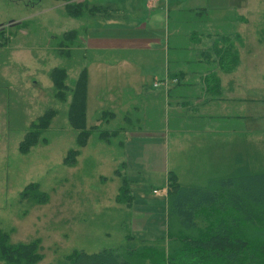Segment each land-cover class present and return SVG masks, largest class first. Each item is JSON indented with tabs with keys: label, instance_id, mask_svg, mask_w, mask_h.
<instances>
[{
	"label": "rangeland",
	"instance_id": "rangeland-1",
	"mask_svg": "<svg viewBox=\"0 0 264 264\" xmlns=\"http://www.w3.org/2000/svg\"><path fill=\"white\" fill-rule=\"evenodd\" d=\"M110 1L109 13L112 15L108 17L106 11L100 15L89 14V20L94 21L95 16L96 22L101 24L106 20L110 23L124 24L125 28L121 30L118 28L107 30L123 32L121 37L129 39L124 46L126 52L134 50L132 48L134 46L139 48L143 45L140 39H131L132 37H148L146 34L160 38V43L164 39L162 46H167L169 52L168 49L171 47L185 45L190 36L196 38V33L205 18L222 19V15H227L231 21L225 17L221 24L225 29L212 23L207 25L206 29L208 32L220 29L228 34L234 29L232 26H236L234 15L231 13L234 10L244 12L245 19L240 22L239 29L237 27L235 29L240 32L241 47L243 48L246 43L244 51L249 50L241 53L242 57L237 58L236 64L230 70L227 71L223 69L224 66H220L216 75L211 76L210 86L217 84L215 77L222 78L219 85L223 90L218 94H211L207 103L196 111L197 115H192L182 108L176 110V115L181 114L177 117L184 119L182 124L178 121L181 119L176 118L178 126L185 129L191 128L192 122L202 123L205 127L210 125L220 128L218 131L210 129L207 136L205 133L201 135L194 133L195 136H191L189 133L188 135L185 132H177V138L172 141L175 152L179 155H170L167 158V135L165 137L166 132L164 134L162 131L132 130L126 137L125 145L120 146L117 141L124 138L122 131L116 136L108 133L109 141L103 139L107 133L106 127L114 123L115 126H121L124 123L120 112L123 111L125 103H128L125 101L124 105L120 106L118 93L121 83L114 92L113 87L110 88L113 83L107 84L104 80L98 83L93 80L94 86L91 85L89 116L86 123L87 127L92 124L94 126L90 128L84 145H79L78 130L72 126L67 116L70 95H66L65 100H60L59 96L55 95L56 90L47 75L53 65L68 64L70 67L67 70L66 82L72 84L74 76L77 75L76 63H79V53L77 58L72 56L71 59L65 56L64 51V55L60 54L61 49L59 50L57 46L61 36L59 34L53 36L44 31L41 35L38 28L41 27L40 18L48 13L52 17L49 20V27L53 29L57 27L51 25V21L63 25L60 27L67 30L73 29L80 18H82L80 22L85 21L84 16L73 18L66 12L62 0H0V35H4L0 36V58L4 54L2 52L8 50L7 60L2 62L0 59V65L2 63L4 67L7 66L2 70L5 80L0 77V229L9 232L11 241L40 239V251L43 256L34 264H53L58 257L72 249L95 251L102 247L117 245L124 238L125 226H130L136 236L143 238H155L166 234V185L165 182L159 184V181L161 174L164 178L168 162L169 167H176L179 161H182L185 167L191 164L192 171L196 174L200 172L202 166L201 158L196 156L198 149L202 148L205 151L207 149V154L217 155L225 147L224 142L232 138L233 143L243 140L247 143L241 146L263 153L259 159V155L254 157L257 160L256 164L258 161L261 162L262 157L264 158V0H234L232 4L230 0L223 2L205 0L208 4L204 11L190 12L186 20L177 16L175 31L171 36L172 42L167 39L164 21H161V16H165L166 10L163 5L156 9L159 14H151L152 17L149 18L151 10L148 14L135 7V2L137 6L140 3L138 0ZM193 2L194 0L192 2L189 0L190 5ZM237 4L240 6L237 7ZM247 4H250V7H247ZM29 13L33 14L32 19H26L25 15ZM135 15L140 19H136ZM153 18L157 20L156 26L152 24ZM14 19L21 20L20 24H11ZM60 19L63 21H59ZM140 22H146V25L140 26L142 24ZM74 29L80 32V29ZM26 31L27 35H24ZM186 31L188 34L185 36ZM10 34H13L12 37ZM93 36L99 39L109 38L108 35L89 30L87 38L92 39ZM229 37L236 46L238 43L235 40H238V37L234 36L233 32ZM223 38L226 40L227 36ZM75 40L82 45L85 41L78 35ZM28 42L34 46L32 49L24 47ZM10 45L15 46L8 49ZM154 45L159 46V42ZM127 55L131 56L132 53L129 51ZM90 58L88 57V60H91ZM130 67V72L126 76L135 77L132 74L133 67ZM234 79L239 80L238 86L241 89L234 88L231 92L233 84L230 83ZM146 82L150 83V80L146 78ZM158 83L156 81L154 84ZM7 86L10 92L6 90ZM145 86L147 87L146 84ZM101 88L107 91V97H115V101L112 99V102H109L107 97H99ZM114 93L116 95H111ZM135 103L139 105V102ZM244 106L247 117L241 118V121L245 123L244 127L249 129L250 133L243 134L238 129L231 133L233 131L226 128L232 126L239 128L240 121L237 116H244ZM111 107L119 109L115 111L116 116L110 118L108 122L104 120L105 113L97 114L99 109ZM48 108L53 112L49 127L41 133L38 142L32 144L27 151L22 148L20 150L19 145L30 129L29 124L36 121L38 115ZM137 114L136 111L131 117L135 123ZM188 114H191L192 122L187 118ZM71 148H76L77 153L68 154ZM174 149L172 146L171 152ZM121 152L124 153L125 159L122 166ZM125 168V174L130 181V193L127 191L126 196L130 195V198L120 201L116 197L122 180L121 172L124 173ZM30 182L37 184L36 190L39 194L37 197L30 188L26 189V193H22ZM160 185L163 186L162 190ZM153 188H156V193L153 192L155 190L152 191ZM42 192L46 195L45 199L41 198Z\"/></svg>",
	"mask_w": 264,
	"mask_h": 264
},
{
	"label": "trees",
	"instance_id": "trees-1",
	"mask_svg": "<svg viewBox=\"0 0 264 264\" xmlns=\"http://www.w3.org/2000/svg\"><path fill=\"white\" fill-rule=\"evenodd\" d=\"M62 1L66 12L70 15L80 17L86 13L84 7L87 0ZM205 9L206 7H203L202 10ZM211 23L225 29V26L221 25L222 19L216 20V18L203 19L200 27L206 29ZM77 33V29L64 31L57 46L59 50L61 49L60 54H65L70 59L72 56L77 58L79 53V63L76 64H81V69L73 83L66 82L67 70L70 67L68 64L54 65L47 75L56 90L55 95L59 96L60 100H65L66 95H70L67 116L72 126L78 130V144L84 145L89 130L94 125L87 127L86 123L87 62L83 56L84 49L78 47L82 44H78L75 40ZM0 36L4 37V35ZM224 36H227L226 40L219 38L223 43L218 42L219 44H216L212 51L203 50L194 53L198 57L197 61L191 62L194 66L183 67L179 65L180 59L176 58V61L173 60L175 57L168 56L170 66L167 74L170 79L175 80L169 88L170 95L180 94L182 100L186 97V101L189 102L193 96L188 95L191 89L184 83L182 76H204L205 86L209 90L211 76L216 75L220 66H224L223 69L228 71L236 64L238 52L233 40L228 34ZM74 41L76 42L72 43ZM76 48L78 49L74 51ZM192 86L195 88L197 85ZM196 95L198 96V93ZM102 113H105L104 120L107 122L116 116L112 108H101L97 111L99 115ZM52 117V109L48 108L38 115L36 121L29 124L30 129L19 145L20 150L22 148L27 151L32 144L38 142L41 133L49 127ZM142 117L143 115L138 114V118ZM136 119L137 117L135 121ZM123 120L121 126H115L114 123L106 127L107 133L102 138L109 141L108 133L116 136L122 131L124 138L117 141V144L125 145L126 134L129 133L126 131L132 128L128 124L133 125L135 122ZM181 128L183 127L178 126V130ZM236 129L243 134L250 133L241 119L239 128ZM180 132L183 133L184 130ZM190 134L194 135V133ZM243 143L247 142L239 140L233 143V150L232 147L229 148V155H222L220 152L219 161L208 164L201 161L200 172L196 174L192 171L191 164L185 167L182 161H179L176 167L168 166L165 178L166 234L155 238H143L136 236L130 226H125L124 238L117 245L102 247L95 251L72 249L58 257L53 264H264V158L262 157L261 162L258 161L256 164L257 160L254 157L259 155V159L263 153L241 146ZM224 145L228 149V143ZM76 153V148L68 151V154ZM121 155L124 153L121 152ZM121 158L122 166L125 159ZM125 171L126 168L124 173L121 172L122 180L116 197L120 201L130 198V195L126 196L127 191L130 193V181ZM27 188H30L36 197L39 195L35 182L28 183L22 193H26ZM41 198H46L44 192ZM39 241V238L11 241L9 232L0 229V264L38 262L43 256Z\"/></svg>",
	"mask_w": 264,
	"mask_h": 264
},
{
	"label": "crops",
	"instance_id": "crops-1",
	"mask_svg": "<svg viewBox=\"0 0 264 264\" xmlns=\"http://www.w3.org/2000/svg\"><path fill=\"white\" fill-rule=\"evenodd\" d=\"M190 1L192 2L193 0H190ZM218 1L223 2V0H218ZM138 2H140V3H138V6H137V3L135 2V7L141 8V12H147L149 14V11L151 10L150 14H149L150 15L149 18L152 17L151 14L155 15L157 13L156 9H158L159 6L163 5V7L166 8L165 16L164 17L161 16V19H162L161 21H164V27L166 29V36H167V39H169V42H172L171 36L173 34V31H175L174 25H175V22L177 20V16H181V17H183L184 20H186L187 17L189 16L190 12L194 11L196 13H200L201 10L203 9V7H207V4H208V2L205 0H194L193 4H191V5L189 3V0H177L175 2H170L168 0H138ZM222 2H220V3L222 4ZM233 2H234V0H230V4H232ZM109 3H111L110 0H87V4L84 7V12H86V13L84 15H81V16H84L85 21L80 22V20H82V18H80V20H78V22H76L75 25L72 27L73 29L74 28L80 29V32L77 33L78 37H80L82 39V41H83V38L85 39L84 44L80 45V48L84 49L83 56H84L85 60L86 59L88 60V57L90 58V56H91V58H90L91 60H88L87 64H86V68H87L86 118H88V116H89L88 115V108H89L88 103H89L90 96H91V85L94 86L93 80L95 83L102 82L101 80H104L105 83H107V84L113 83L110 85V88L113 87L114 92H115L116 88L119 86V83L122 84L120 87V91L118 93V96H120L119 98L121 101L120 106H123L125 101H128V103H125L126 106L124 105V107L122 108L123 111L120 112V115L122 116L123 119H126L127 121H131L132 120L131 117H133V114L136 113V111L138 112L139 115H143V117L140 119V118H138V114H137V119H136L137 122L136 123H139V124L134 123L132 125V123H129L128 124L129 127H132V128H129L126 132H131L132 130H136V129L139 131H145V132L162 131L164 134L166 132L165 137L167 135V139H166L167 158L170 155H174V156L179 155L178 152H175L174 144H173L172 140L177 138V132L181 133L180 130H184V132L187 134L188 133L189 134L195 133V135L197 133H200L198 135L205 133V136H207L206 134L209 132L210 129L212 131H218V129H220V128H216L215 126L209 125L208 127H205V126H203L202 123L194 124L191 121V119H192L191 114L197 115L196 111H198V109L200 107H202L203 104L207 103L211 94H218L219 91L223 90V87H221L219 85V83L222 82V78H216L215 77V82L217 84L215 86H211V88H209V90H208L205 86L206 83H204V81L206 80V78H204V76H200V75L182 76L184 83H186V85H188L191 89V90H189L190 93H188V95L193 96L189 100V102H187L186 97H184L182 100L181 99L182 97L180 94L177 95V93H175L173 96L170 95L169 88H170V86H172L175 83V80L174 79L172 80L169 78V76L167 74L168 73L167 69L170 66V62L168 63V56L175 57V59H173V60H176V58L180 59L179 62H181V63L179 65H183V67L184 66H186V67L194 66V64H191V62L197 61V58H198L197 56H195L194 53H197L198 51L202 52L203 50L212 51L216 44H219V43L222 44L223 42L222 41L220 42L219 38L222 39L224 37V34H225L224 31L217 29L216 31L208 32L207 29L201 27L202 29L199 28V30L196 33V38H194V36H190L187 39L185 45L184 44L178 45V46H174L173 48L171 47L170 49H168L169 55L167 52V46H165V47L162 46L164 39L162 40V43H160V41H161L160 38H157L155 35L146 34L148 37H144V38L132 37L131 39H140V42L143 43V45L140 46L139 48L136 46L132 47V48H134V50H128L127 51L128 54L130 51L132 53V55L128 56L126 50H124V46L126 44V41L129 39H125V38L121 37L122 36L121 34H123L122 31L109 32L107 30L109 28H118L121 30V29L125 28L124 24L110 23L107 20L105 21L104 24H101L99 22H96L95 16H94V21L89 20V14L100 15L101 12L106 11V14L108 15V17L110 15H112V13H109L111 10ZM187 5L189 7H187ZM214 5L216 6V4H214ZM222 5H224V4H222ZM247 5H248L247 7H250V4H247ZM97 6H98V9H97ZM238 6H240V5L237 4V7ZM144 9H148V10H144ZM100 10H102V11H100ZM168 13H169V17H168ZM231 13L234 15V22H236L235 27H237L239 29L240 22L245 19L244 15H243L244 12H240V11L238 12L237 10L236 11L234 10V11H231ZM157 14H159V13H157ZM32 15L33 14L29 13V14L25 15V17H26V19H32ZM136 16L137 15H135V17ZM72 17L74 18L75 16H72ZM225 17H226V19L230 20V18L227 15L226 16L222 15V23L221 24H223ZM50 19H52V17L49 15V13L46 16L40 18L41 27L38 29L41 31V35L43 34V31L50 34V35H53V36H56L55 34H59L60 36L64 35V31H66V29L63 27H60L63 25H59L58 23L54 24L51 21V25H54L57 28L53 29V28L49 27L50 26V23H49ZM105 19H107V18H105ZM136 19H140V17L137 16ZM216 20H218V19L216 18ZM19 21H21V20L14 19V20H12L11 24L18 25L17 23H19ZM59 21H63V20L60 19ZM152 22L151 23L153 24V26L157 25L156 18H153ZM140 23H142V22H140ZM140 23L137 24V26L140 25ZM167 24H168V28H167ZM114 25L117 27H115ZM145 25H146V22H143L140 26H145ZM235 27L232 26V28H234V29L232 31H229L228 35L230 33L232 34V32H233V35L238 37V40H235L238 43L235 46V49L238 53L241 51L240 56H239V54L237 56V58L240 59L242 57L241 53L245 52V51L247 52L249 49L244 51V47L246 48V46H247L246 43H245V46L243 48L241 47V43L239 42L240 41V34H239L240 32H239V30L237 31L235 29ZM60 29H63V30L59 31ZM35 30H37V29H35ZM47 30H50L54 33H50ZM89 30H94L97 33L108 35L109 38L108 39H99L98 37L93 36L92 39H88L87 33ZM102 30H104V31H102ZM27 33H28V31H26V33L24 35H27ZM85 33H86V35H85ZM13 34H10V37H12L11 35H13ZM187 34L188 33L186 31L185 36ZM111 35H114V36L112 37ZM30 36H31V34H30ZM167 39H166V41H167ZM9 40H10V38H9ZM14 40H17V39H14ZM9 42H10V44L12 43L11 40ZM158 42H159V46L154 45ZM14 46L10 45L8 47V49L10 47L12 48ZM24 47L32 49L34 46H31L30 42H28V44L25 43ZM163 48H165V49H163ZM93 51H95L94 54H93ZM181 52H183V53H181ZM2 53H4V54H3L2 58H0V59L2 60V62H4L7 60L6 54H8V50L3 51ZM4 55H5V59L3 60ZM132 61L135 63H133ZM83 62H84V60H83ZM80 65L78 64V67H76L77 74L81 69ZM111 65H112V67H111ZM130 66L133 67L132 68V74L135 75V77L126 76V74H128L130 72L129 71V68H131ZM6 67L7 66L4 67V65L1 63V65H0V77L3 80H5V76L3 75L2 70H4ZM122 69H124V70L122 71ZM109 73H114V75L112 76V74H109ZM74 77L76 78L77 75H75ZM119 77H122V78H119ZM155 77L157 78V80ZM146 78H148L150 80V83L146 82ZM119 80H120V82H119ZM156 81L159 82L157 85L154 84ZM145 84L147 85V87L145 86ZM167 84H169V85L166 86ZM193 84L197 85V86L194 88L192 86ZM230 84H233L231 92L234 91V88H237V90H239V88H240L238 86L239 80L234 79V81H232ZM234 84L237 85V87L234 86ZM6 90L8 92H10V89L8 86H7ZM249 92H251V91H246V93H249ZM197 93H198V96L196 95ZM208 94H210L209 97L205 98L206 95H208ZM106 95H107V91L102 90V88H101L100 93H98V96L106 98L107 97ZM111 95H116V94L114 93ZM112 99L115 101L116 98L115 97H107V100H109V102H112ZM134 102H139V105L136 103L134 104ZM131 103H133V104H131ZM245 106H246V102H245ZM245 106L243 107L244 112H245ZM128 107H130V108H128ZM111 108L115 111H117L119 109L117 107L116 108L111 107ZM178 108H182L185 111L188 110V112L191 113V114H188V116H187V118L190 120V122H192L191 128L187 127L185 129L183 127L180 130H178V123L176 121V118H179L176 115V113H177L176 110ZM145 110H147V112H145ZM203 112L204 111H202L201 114H203ZM92 114H93V112H92ZM178 116H181V114H179ZM237 117H238L239 121L242 118L241 116H237ZM246 117H247V114L245 112L243 119H246ZM194 118H196V117H194ZM139 119H140V121H139ZM179 121H180L179 123H182V124L184 123V119L183 120L181 119ZM21 125L22 124H20V126ZM244 126H245V123H244ZM232 127H234V126H232ZM228 129H230V131H233L231 133H234V131H235L234 129H236V128H234V129L228 128ZM127 135H128V133L126 134V137H127ZM195 135H191V136H195ZM232 139L224 142V143H226V142L227 143L230 142V143H228V146H227L228 149H226V147H224L221 150L222 155H224V154L229 155L228 154L229 148L233 146ZM126 141H127V138H126ZM172 146H173L174 151L171 152ZM192 147H194V146H192ZM198 150L199 151L197 152L198 154L196 153L197 154L196 156L200 157L202 162L208 164V163H212L215 161H219V155H220L219 152L217 153V155H213L211 153L207 154L208 153L207 149H206V151L202 150V148L198 149ZM232 150H233V147H232ZM209 155H212V156L210 157ZM121 157H123V155H121ZM168 165H169V162L167 164V168H168ZM162 175L163 174H161L159 184H163L165 182V178L167 176V169H166V172L164 173V178ZM154 189L155 188H153L152 191ZM162 189L163 188H161V190ZM153 192H155V191H153Z\"/></svg>",
	"mask_w": 264,
	"mask_h": 264
},
{
	"label": "water",
	"instance_id": "water-1",
	"mask_svg": "<svg viewBox=\"0 0 264 264\" xmlns=\"http://www.w3.org/2000/svg\"><path fill=\"white\" fill-rule=\"evenodd\" d=\"M99 264H103V263H99Z\"/></svg>",
	"mask_w": 264,
	"mask_h": 264
},
{
	"label": "built area",
	"instance_id": "built-area-1",
	"mask_svg": "<svg viewBox=\"0 0 264 264\" xmlns=\"http://www.w3.org/2000/svg\"><path fill=\"white\" fill-rule=\"evenodd\" d=\"M156 191V190H155Z\"/></svg>",
	"mask_w": 264,
	"mask_h": 264
}]
</instances>
